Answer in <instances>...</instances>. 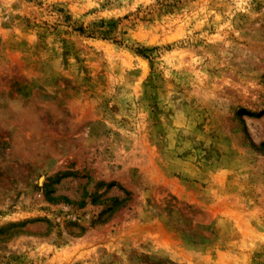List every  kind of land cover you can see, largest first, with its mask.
Wrapping results in <instances>:
<instances>
[{
  "label": "rangeland",
  "instance_id": "obj_1",
  "mask_svg": "<svg viewBox=\"0 0 264 264\" xmlns=\"http://www.w3.org/2000/svg\"><path fill=\"white\" fill-rule=\"evenodd\" d=\"M261 145L264 0H0V264H264Z\"/></svg>",
  "mask_w": 264,
  "mask_h": 264
},
{
  "label": "trees",
  "instance_id": "obj_2",
  "mask_svg": "<svg viewBox=\"0 0 264 264\" xmlns=\"http://www.w3.org/2000/svg\"><path fill=\"white\" fill-rule=\"evenodd\" d=\"M79 31H80V33H82V34H83V32H82L81 30H79ZM138 53L142 54V52H140V51H138ZM261 147L264 149V145H261ZM48 195H50V193H49ZM97 198H98V197H97ZM109 201H111V202H114V203H117V202H118V200H117V199H115V198H113V199H110ZM94 202L98 203V201H97V200H94ZM103 214H105V212H104V213H102V215H100V217H103Z\"/></svg>",
  "mask_w": 264,
  "mask_h": 264
}]
</instances>
